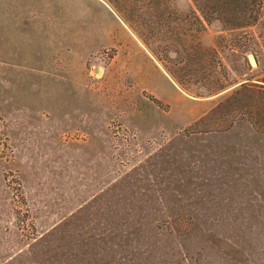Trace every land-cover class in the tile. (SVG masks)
I'll return each mask as SVG.
<instances>
[{"label":"rangeland","instance_id":"1","mask_svg":"<svg viewBox=\"0 0 264 264\" xmlns=\"http://www.w3.org/2000/svg\"><path fill=\"white\" fill-rule=\"evenodd\" d=\"M0 264H264V0H0Z\"/></svg>","mask_w":264,"mask_h":264},{"label":"water","instance_id":"2","mask_svg":"<svg viewBox=\"0 0 264 264\" xmlns=\"http://www.w3.org/2000/svg\"><path fill=\"white\" fill-rule=\"evenodd\" d=\"M249 61H250L252 66H256V61L252 55H249Z\"/></svg>","mask_w":264,"mask_h":264}]
</instances>
